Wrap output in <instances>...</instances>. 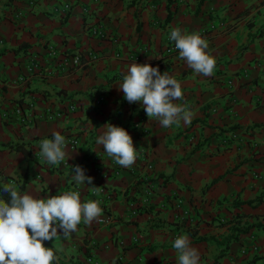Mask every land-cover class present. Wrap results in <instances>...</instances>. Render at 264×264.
<instances>
[{"label": "crops", "instance_id": "1", "mask_svg": "<svg viewBox=\"0 0 264 264\" xmlns=\"http://www.w3.org/2000/svg\"><path fill=\"white\" fill-rule=\"evenodd\" d=\"M175 28L207 42L211 76L179 58ZM263 31L264 0H0V183L42 199L75 190L102 208L47 241L54 264H177L183 235L200 264H264ZM131 63L177 79L190 124L162 128L124 99ZM109 123L133 139L130 168L96 144ZM53 131L73 158L48 166L37 151ZM76 165L99 193L76 186Z\"/></svg>", "mask_w": 264, "mask_h": 264}, {"label": "clouds", "instance_id": "2", "mask_svg": "<svg viewBox=\"0 0 264 264\" xmlns=\"http://www.w3.org/2000/svg\"><path fill=\"white\" fill-rule=\"evenodd\" d=\"M169 39L175 42L179 58L197 75L213 74L216 61L206 52L208 44L199 34L182 33L180 28H175ZM118 90L124 93L128 103L139 102L149 122L155 118L162 128H171L182 121L190 124L194 117L187 106L179 103L184 94L177 79L168 71L161 73L159 67L151 64L127 65ZM51 136L40 142L38 158L42 157L48 166L72 159L65 136L60 131H53ZM96 144L102 146L103 152L117 165L130 168L136 162L138 150L122 127L106 124ZM72 169L77 187L91 185L89 190L99 193L100 188L93 184L94 178L85 174V169L79 165ZM3 193L8 194L9 200L0 198V264H54L58 257L53 247H46L44 242L58 237L70 239L81 222L90 225L102 216L98 200L82 203L80 192L75 190L42 199L18 191L15 183H7ZM172 247L177 264H200V252L191 245L187 235L177 237Z\"/></svg>", "mask_w": 264, "mask_h": 264}, {"label": "trees", "instance_id": "3", "mask_svg": "<svg viewBox=\"0 0 264 264\" xmlns=\"http://www.w3.org/2000/svg\"><path fill=\"white\" fill-rule=\"evenodd\" d=\"M202 1H206V0H202ZM260 36H264V31L261 33ZM18 150L23 151L22 148H20V147H18ZM23 152L27 156V153L25 151H23ZM3 186H4V184L0 183V198L5 199L7 201V200H9V196H8V194L3 193ZM263 201H264V198H259L257 202L260 203ZM248 204L253 205L254 203L250 202ZM258 228L264 232V225H260ZM44 243H45L46 247H50L47 241H45Z\"/></svg>", "mask_w": 264, "mask_h": 264}, {"label": "built area", "instance_id": "4", "mask_svg": "<svg viewBox=\"0 0 264 264\" xmlns=\"http://www.w3.org/2000/svg\"><path fill=\"white\" fill-rule=\"evenodd\" d=\"M92 34L93 35H100L99 33H98V29H93L92 30ZM176 49L175 48H170L169 50H168V52L169 53H172V52H174ZM74 63L76 64V65H78L79 63H80V58H78V57H76L75 59H74ZM101 100L102 99H100L98 102H97V104H101ZM21 114V113H20ZM138 128H143V126H144V124H143V121L141 120V121H139L138 123H137V125H136ZM71 143L74 145V146H77V142L76 141H71ZM134 214H137L136 213V211H134L133 212Z\"/></svg>", "mask_w": 264, "mask_h": 264}]
</instances>
